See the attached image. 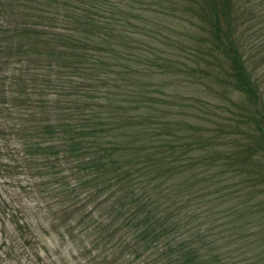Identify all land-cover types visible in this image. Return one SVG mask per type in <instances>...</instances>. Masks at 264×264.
Masks as SVG:
<instances>
[{"label":"trees","instance_id":"trees-1","mask_svg":"<svg viewBox=\"0 0 264 264\" xmlns=\"http://www.w3.org/2000/svg\"><path fill=\"white\" fill-rule=\"evenodd\" d=\"M13 169L77 264H264V0H0ZM25 208L0 264H44Z\"/></svg>","mask_w":264,"mask_h":264},{"label":"rangeland","instance_id":"rangeland-1","mask_svg":"<svg viewBox=\"0 0 264 264\" xmlns=\"http://www.w3.org/2000/svg\"><path fill=\"white\" fill-rule=\"evenodd\" d=\"M6 157V156H5ZM0 200L6 199L18 205H25L26 211L30 213L31 219L35 226L34 234L36 235V250L43 256L44 264H54L50 255L59 249L60 255L66 260L63 261L60 257L57 262L59 264H77V260H73L72 256L80 248V244H75L69 240L67 233L62 234L60 231L57 233L53 228V225L49 223V219H46L42 212H39L36 208L41 207L35 203L34 198H38V195L32 194L30 191L31 180L27 175L13 169L12 174H2L0 171ZM24 209V210H25ZM24 236H29L31 233L29 230L23 231ZM49 250L47 253L46 250ZM28 264H31L28 262Z\"/></svg>","mask_w":264,"mask_h":264}]
</instances>
